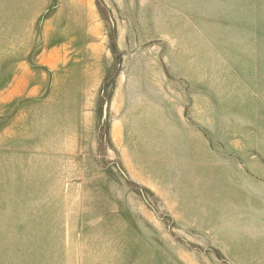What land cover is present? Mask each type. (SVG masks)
<instances>
[{"label":"rangeland","instance_id":"rangeland-1","mask_svg":"<svg viewBox=\"0 0 264 264\" xmlns=\"http://www.w3.org/2000/svg\"><path fill=\"white\" fill-rule=\"evenodd\" d=\"M47 1L0 0V264H264V0H94L86 95Z\"/></svg>","mask_w":264,"mask_h":264},{"label":"crops","instance_id":"crops-1","mask_svg":"<svg viewBox=\"0 0 264 264\" xmlns=\"http://www.w3.org/2000/svg\"><path fill=\"white\" fill-rule=\"evenodd\" d=\"M98 19L94 0H56L54 12L44 20L38 53V64L53 73L56 89L66 77L71 83L78 76L86 79L85 95L100 85L105 46Z\"/></svg>","mask_w":264,"mask_h":264}]
</instances>
